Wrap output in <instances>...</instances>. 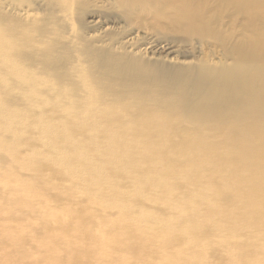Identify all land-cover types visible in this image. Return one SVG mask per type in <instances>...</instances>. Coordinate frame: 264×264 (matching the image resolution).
<instances>
[{"label": "bare ground", "instance_id": "bare-ground-1", "mask_svg": "<svg viewBox=\"0 0 264 264\" xmlns=\"http://www.w3.org/2000/svg\"><path fill=\"white\" fill-rule=\"evenodd\" d=\"M220 1L253 24L264 21V0ZM170 2L179 4V22L191 26V0ZM136 3L151 7L155 0ZM53 18L27 38L0 26V182L10 191L0 215L19 209L35 220L1 230V242L16 244L1 262L264 264V212L257 206L264 200L261 30L232 66L201 65L192 77L98 49L80 35L68 40ZM135 107L137 117L125 119ZM181 122L193 128L181 127L170 140ZM47 130L69 147H43ZM98 146L103 154L91 156ZM196 165L217 174L205 181ZM22 173V182L13 175ZM81 195V209L54 204ZM45 225L54 229L38 240ZM79 236L88 249L75 243ZM27 240L46 256L24 253Z\"/></svg>", "mask_w": 264, "mask_h": 264}, {"label": "rangeland", "instance_id": "rangeland-1", "mask_svg": "<svg viewBox=\"0 0 264 264\" xmlns=\"http://www.w3.org/2000/svg\"><path fill=\"white\" fill-rule=\"evenodd\" d=\"M192 5L196 7V20L193 19L192 25L187 26L179 22L177 18L179 4L171 3L170 0H155L151 7L139 5L136 0H0V26L11 28L13 29L11 32L15 35H23L22 38L25 35L27 38L33 35L34 31H38L36 29L41 27V23L46 18L54 16L52 22L68 40L75 41L80 35L98 49H109L118 54L126 53L129 58L140 60L157 71L183 68L190 72L192 77L200 74L201 65L218 70L232 66L238 59L240 50L249 49L250 42L257 34H261L259 30L263 33L264 42V21L256 20L253 24L252 16L240 13L236 7L222 3L220 0H191L190 6ZM36 40L40 43L42 39L36 38ZM27 54L30 53L27 52ZM260 55L264 56L261 52ZM44 87L47 89L51 87V84L46 82ZM137 115L138 107H135L123 116L130 120ZM33 124L36 122L30 123V125ZM181 127L193 128L189 122L177 123L168 138L172 141L177 139L175 132ZM39 142L49 150L69 147L57 136L50 135L49 131L39 138ZM25 148L30 151L32 146H25ZM102 149L98 146L90 155H102ZM22 153L27 154L26 150ZM170 154L174 153L170 151ZM214 161L216 166L221 164L218 158ZM192 168L194 169V166ZM196 168L202 172L200 177L205 181L217 174L213 168L207 173H204L197 165ZM13 175L18 176V181L21 182L28 177L26 173ZM13 187L20 186L13 184ZM12 191L23 194L21 187ZM7 192H10L9 186L7 187L1 181L0 200L8 194ZM68 197H56L54 204L57 207L72 205L75 209H81L85 204L83 195L73 197L74 200ZM257 206L264 212V200ZM97 212L98 215L99 213L108 214L105 210ZM23 213L19 209H14L9 215H0V232L4 227H17L23 220L35 222L29 217L23 218ZM87 219L84 218L83 223L87 224ZM53 229L51 225L41 227L40 235H36L37 239H41L45 232L53 231ZM88 229L89 227H86L85 230ZM75 243L81 248L90 247L80 236L75 239ZM15 246L12 240L0 241V264H9L1 262L3 251L12 252ZM23 246L24 253H30L36 257L46 256V252L36 241L27 240ZM129 253L134 256V248L130 247ZM33 263L34 260L14 262V264Z\"/></svg>", "mask_w": 264, "mask_h": 264}]
</instances>
